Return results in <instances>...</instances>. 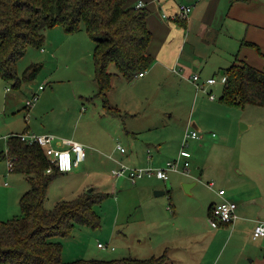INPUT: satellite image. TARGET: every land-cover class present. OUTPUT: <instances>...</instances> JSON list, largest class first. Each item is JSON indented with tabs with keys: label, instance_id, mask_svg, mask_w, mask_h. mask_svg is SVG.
Returning a JSON list of instances; mask_svg holds the SVG:
<instances>
[{
	"label": "rangeland",
	"instance_id": "rangeland-1",
	"mask_svg": "<svg viewBox=\"0 0 264 264\" xmlns=\"http://www.w3.org/2000/svg\"><path fill=\"white\" fill-rule=\"evenodd\" d=\"M177 2L179 6L193 3L192 0ZM178 3L174 4L178 6ZM165 9H171V6ZM191 11L193 6L189 16ZM214 36L213 31L206 34L210 41ZM192 44H188L186 53H191ZM94 48L95 42L84 28L75 33L66 32L62 26L48 29L44 45L29 47L17 63L20 86L14 87L13 82L0 77V136L15 130L23 132L30 126L31 132H49L62 139L74 133L84 136L87 141L86 161L79 170L60 173L50 182L45 207L52 210L59 200L76 198L89 184L90 188L95 186L96 190L109 196L94 207L100 216V226L76 224L70 236L56 239L63 246V261L150 258L152 255L146 246L148 232L154 230V216L144 193L137 187L141 182L156 180H147L150 177L146 176L132 184L126 177L113 178L112 171L119 168L113 158L122 155L117 145L128 152L137 148L143 154L148 147L154 152L160 142L162 150L169 149L173 154L182 145L183 134L196 129L192 123H197L199 139H190L188 146L193 155L192 176L170 172V179L160 182L170 193L156 196L153 190L150 198L158 204L165 203L166 209L159 206L160 213L156 212L155 216L162 226L160 231L165 227L166 221L162 218L168 216L166 211L170 204L179 213L181 225L186 224L190 229L199 224L204 230L210 229L209 218L207 224L198 215L207 213L206 200L213 193L206 183L216 182V189L222 184L227 187L228 180L237 185L244 179L240 169L244 171L247 166L254 165L258 172L259 159L246 151V147L264 146V107L246 105L239 108L221 103L223 75L217 69L210 71L209 63L200 72L194 61L183 67L180 64L186 61L182 59L176 72L172 67L159 64V77L149 76L150 84H135V80L128 82L114 75L108 98L120 111L110 112L111 118L106 117L103 99L96 96ZM199 61L202 62V58ZM33 64H41L42 68L34 80L27 81L23 73ZM110 70L116 72L113 66ZM194 74L201 76L200 83L214 74L217 84L206 89L212 90L214 100L209 98L208 92L197 89L191 78ZM6 87L11 89L7 91ZM34 93L38 95L34 106L38 104V107L34 110L33 106L27 111L26 100ZM243 123H251L252 130L243 131ZM7 147V142L0 140V150L6 153ZM125 161L120 163L129 165ZM0 170H4L0 174V220L8 221L21 216L20 198L29 189V184L23 175L10 172L7 158H0ZM86 172L88 177L84 176ZM5 182L10 186L6 187ZM190 182H196L198 186L187 191L184 184ZM160 236L159 232L154 237L158 240ZM99 243L107 248H100Z\"/></svg>",
	"mask_w": 264,
	"mask_h": 264
},
{
	"label": "trees",
	"instance_id": "trees-1",
	"mask_svg": "<svg viewBox=\"0 0 264 264\" xmlns=\"http://www.w3.org/2000/svg\"><path fill=\"white\" fill-rule=\"evenodd\" d=\"M128 2L0 0V77L19 87L21 78L17 63L29 47L44 45L48 29L62 26L66 32L75 33L84 28L95 42L96 96L103 99V107L108 112H119L117 107L110 105L108 98L113 76L133 82L154 63V57L149 53L152 32L148 18L151 10L145 6L137 8L138 2L135 5ZM187 19L181 18L178 12L173 21L186 28ZM111 66L116 72L110 70ZM41 68V64L29 66L23 78L34 80ZM221 74L224 77L221 103L239 108L246 105L264 107V69L236 60ZM7 146V153H0V157L12 158L11 171L23 175L29 189L20 198L21 216L8 221L0 220V264H168L166 252L144 259L63 261V246L56 239L70 236L76 224L94 228L100 226V216L94 207L109 194L94 189L72 200H61L52 210H47L45 202L50 182L62 172L51 164L38 144H28L12 136Z\"/></svg>",
	"mask_w": 264,
	"mask_h": 264
},
{
	"label": "crops",
	"instance_id": "crops-1",
	"mask_svg": "<svg viewBox=\"0 0 264 264\" xmlns=\"http://www.w3.org/2000/svg\"><path fill=\"white\" fill-rule=\"evenodd\" d=\"M138 1L139 0H129L128 4L135 5ZM143 1L145 2V7L151 10V14L148 18V26L152 32V42L149 53L154 57V63L143 76L139 75L135 79V84H150L151 80L148 78L149 76L153 75L154 79L159 77V64L172 67L171 69L175 71L179 66L178 63H180L182 59L185 60L186 63H181L180 65L187 67L188 64H192L194 61L199 67V72L205 67H208L209 63L208 69L210 71H215L217 69L221 73L236 60L244 61L257 68L264 69V0H192L193 3L189 4L193 6V11H191L192 14L187 19L186 28L177 25L173 21V18L176 17L179 12V3L177 0ZM174 3H178V6ZM168 5L171 6V9H165ZM209 31L215 33V36L212 37V41L206 38V34ZM191 42H193L191 45L192 51L188 54L186 53V48ZM244 43L250 44L247 45ZM252 44L256 46H252ZM184 56H186V58H184ZM200 58H202L203 63L199 61ZM211 77H214V74L209 78ZM37 105L34 106V110L38 107ZM110 105L117 107L111 103ZM118 110L120 111L119 108ZM103 113L104 116L111 118L109 115L110 112L106 109ZM192 125L196 128L195 130L199 129L197 123H192ZM252 128L253 126L251 123H243V131L246 132L252 130ZM29 131H33L30 129V126H27V128L23 130V132ZM13 133L22 132L16 130L11 131L10 133L0 136V140L5 141L3 137ZM65 138L75 140L86 146L87 141L82 135L73 133V136L69 135L65 136ZM157 144L158 145L154 148V152L148 147L143 154L137 148L130 149V152L126 151L122 153L116 147L122 155L113 158V161L119 165L120 162L126 160L125 162L132 167H159L164 165L168 160L178 157L181 146L172 154L171 151L169 153V149L165 151L162 150L160 142ZM246 151H249L256 159H259L260 164L258 166V172H255L254 165L250 167L247 166L244 171L241 169L239 170V173L242 174L244 178L239 184L236 185L231 180H228L225 183L227 187L223 186V184L218 186V189L226 190L227 198L237 203V219L227 226L221 225L211 217V208L222 200L217 193L218 189L215 188L217 183H215L212 189L213 193H211L209 199L206 200L207 203L205 205H209L207 213L205 211L204 213L198 214L199 218L205 220L207 224L209 218V223L211 225L210 229L204 230V226L199 224L190 229H188L186 224L181 225L179 223V213L172 204L173 206L170 205L171 209L167 207L168 211L166 212L168 216L162 218L163 222L166 221V223L163 224L165 227H163L164 229L162 231H160L162 226L159 225L160 222H158L155 216H157L156 212L158 214L160 213L159 206H163L164 209H166L164 206L165 203L158 204L155 199H152V197L150 198V196H152L150 191L166 190L160 184L161 180L156 177L147 179H155L156 181L141 182L139 184L137 188L144 193L145 200H147L149 208H152L153 211L151 215L154 216V230L148 232L149 243L146 246L148 252L151 253L152 256H157L156 254L160 253V255H162L166 252L168 264H264V237H253V231L257 221L264 219V146L249 145L246 147ZM2 152L3 150H0V153ZM125 154L127 156L123 160ZM0 158L4 159L2 157ZM192 158L193 155L191 159ZM86 159L87 156L79 166L66 173H73L79 170L81 164H83ZM183 162L184 160L182 159V163ZM191 163L190 160L189 175L181 172L179 173L188 177L192 176ZM10 172L15 173L12 171ZM202 172L203 170L200 174H202ZM1 173H4V170H0V174ZM84 176L88 177L89 175L86 172ZM174 182H172V184ZM190 183L191 186L189 187V191L198 186L196 182ZM207 183L206 186L208 187ZM5 186L9 187L10 185L8 182H5ZM90 187L89 184L86 189ZM86 189H83L82 193L89 192L91 188L89 190ZM94 189L96 190L95 186L92 187V190ZM164 194H166V192ZM169 211L172 212L170 213ZM194 213H196V211H194ZM194 218H196V215ZM213 226L216 228L214 229ZM159 232L161 233L160 239L156 240L154 236ZM224 253H226L225 256ZM209 255L211 259L208 258ZM205 260L209 261L206 262Z\"/></svg>",
	"mask_w": 264,
	"mask_h": 264
},
{
	"label": "built area",
	"instance_id": "built-area-1",
	"mask_svg": "<svg viewBox=\"0 0 264 264\" xmlns=\"http://www.w3.org/2000/svg\"><path fill=\"white\" fill-rule=\"evenodd\" d=\"M145 3L143 0H139L136 7H144ZM192 6L191 5H181L179 7V16L181 18H186L190 14ZM140 76H143L144 73H140ZM193 82L195 83L199 91H206L208 86H211L216 83L214 77L207 78L205 81L201 82V77L199 74H194L192 77ZM7 91L11 88L7 87ZM208 92V91H206ZM209 98L211 100L215 99V96L211 91L208 92ZM38 100V95L33 94L30 99L25 103L26 109L29 111L35 102ZM12 136L19 137L22 141L28 144H38L41 146L48 157L51 164L60 172L66 173L72 171L75 167L79 166L87 156L85 145L77 142L72 139L59 138L53 134L49 133H34V132H23V133H13L7 136H4L3 139L5 142ZM190 139H199L198 131L195 129H190L186 131L183 140L181 149L179 151L178 157L176 159L168 160L164 165L159 167H132L124 163H119V168L112 171L113 178L126 177L132 183L137 182L139 179L144 177H156L160 180L166 181L169 179L170 172H181L183 174L189 175L190 173V159L192 153L188 150L189 140ZM117 148L125 153L126 150L120 144L117 145ZM8 148L6 150V153ZM9 163V170L11 171L13 167V162L11 157H7ZM182 159L184 162L182 163ZM182 165V166H181ZM214 181H209L207 183L208 187L211 189L215 186ZM218 195L222 200L215 204L211 209V217L214 220H218L221 223L232 224L237 219L236 209L237 203L226 197L225 189H218ZM171 209V207H169ZM253 237L259 238L264 237V219L258 220L257 224L253 231ZM100 248H107L106 245L99 243ZM114 249V247H113Z\"/></svg>",
	"mask_w": 264,
	"mask_h": 264
},
{
	"label": "water",
	"instance_id": "water-1",
	"mask_svg": "<svg viewBox=\"0 0 264 264\" xmlns=\"http://www.w3.org/2000/svg\"><path fill=\"white\" fill-rule=\"evenodd\" d=\"M194 126L196 127L195 124H194ZM184 186L187 189V191H189V187L191 186V183H185ZM89 191H92V188ZM164 193H165V191H156L155 192L156 195H162Z\"/></svg>",
	"mask_w": 264,
	"mask_h": 264
}]
</instances>
